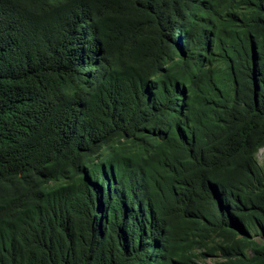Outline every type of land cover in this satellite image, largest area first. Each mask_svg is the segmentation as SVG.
<instances>
[{
	"label": "trees",
	"instance_id": "1",
	"mask_svg": "<svg viewBox=\"0 0 264 264\" xmlns=\"http://www.w3.org/2000/svg\"><path fill=\"white\" fill-rule=\"evenodd\" d=\"M261 148L264 0H0V264H264Z\"/></svg>",
	"mask_w": 264,
	"mask_h": 264
},
{
	"label": "rangeland",
	"instance_id": "2",
	"mask_svg": "<svg viewBox=\"0 0 264 264\" xmlns=\"http://www.w3.org/2000/svg\"><path fill=\"white\" fill-rule=\"evenodd\" d=\"M257 163L264 168V148H261L257 153ZM213 239H217L218 235L211 234ZM258 240V238H256ZM207 244H211V241L206 240ZM195 246V245H194ZM193 246V247H194ZM212 247V246H211ZM190 255H193L192 261L195 264H225V260L222 259L219 253L209 254L206 250L195 246L193 249L189 248Z\"/></svg>",
	"mask_w": 264,
	"mask_h": 264
}]
</instances>
